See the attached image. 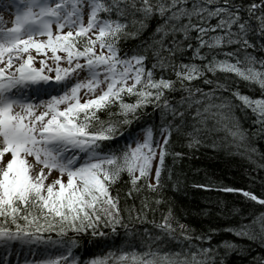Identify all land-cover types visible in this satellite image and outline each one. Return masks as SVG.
Instances as JSON below:
<instances>
[{
    "label": "snow or ice",
    "instance_id": "obj_1",
    "mask_svg": "<svg viewBox=\"0 0 264 264\" xmlns=\"http://www.w3.org/2000/svg\"><path fill=\"white\" fill-rule=\"evenodd\" d=\"M213 4L214 8L206 6ZM0 7L15 9L11 27L0 16V249L4 250L0 264H10L16 244L35 257L25 258L23 264H106L105 259L81 260L73 251L79 242L68 236L69 231L104 237L99 231L103 223L104 227L111 225L115 233L122 217L118 198L109 191L111 185L126 173L135 190H140L143 181V187L158 191L163 186L166 157L182 155L169 152L173 132L186 136L190 148L200 144L201 132H223L238 149L249 154L256 151L249 147L246 134L234 120L229 99L217 96L216 90L205 93L189 85L206 73L219 72L256 85L264 94V59L247 51L254 47L250 34L264 37V0L249 5L248 19L232 0H223V5L217 0H201L190 6L189 0H0ZM154 17L160 18L156 31L162 37L183 34L188 41L190 33H198L193 58L206 63H174L171 57L180 44L173 41L174 47L165 49L162 39L153 49L156 63L151 69L145 67V48L121 55V40L137 35ZM212 18H218V23L211 25ZM130 24L136 31L128 30ZM216 32L220 34L212 35ZM229 46H235V51L216 59L217 50ZM187 47L192 48L191 43ZM33 51L45 57L50 52L48 58L53 64L44 59L41 67H34ZM157 67L161 73L170 70L176 79L163 74L157 77ZM203 82L213 83L209 79ZM177 84L186 95L179 104H171L168 94L177 91ZM216 88L229 90L222 84ZM27 91L49 99L32 101L26 98ZM82 92L88 97L84 102ZM126 96L135 101L126 102ZM231 96L251 109L264 127V98L254 99L238 90ZM112 105L120 109L124 126L132 123L129 117L136 118L138 110L148 105L160 109L166 121L159 132L163 139L154 140L153 129L146 127L142 134L130 135L123 147L105 143L123 135L116 122H104L97 115ZM41 106L44 110L38 114ZM186 111L194 123L188 124ZM6 156L10 158L5 160ZM53 171L59 177L49 182ZM167 174L171 178L170 170ZM219 190L241 192L264 206V198L252 192L228 187ZM170 217L169 212L158 227L173 239L178 228L187 241L186 250L164 256L150 248L141 253L127 251L119 262L227 264L230 254L245 251L232 241L213 247L211 235L193 237L184 225L173 227ZM226 231L238 238L258 240L264 246V212ZM194 240L207 241L208 246ZM252 264H264V256H254Z\"/></svg>",
    "mask_w": 264,
    "mask_h": 264
},
{
    "label": "trees",
    "instance_id": "obj_2",
    "mask_svg": "<svg viewBox=\"0 0 264 264\" xmlns=\"http://www.w3.org/2000/svg\"><path fill=\"white\" fill-rule=\"evenodd\" d=\"M193 2L201 3V0H189V6ZM260 2L261 0H232V5L238 7L240 14L248 19L249 5ZM217 3L223 5V0H217ZM206 6L214 8L216 5ZM112 18L116 19V16L113 15ZM130 21L131 17L128 18L129 23ZM251 22L253 25L256 24L254 18ZM160 23V18L154 17L147 21L146 26L137 35L121 40L119 44L121 55H131L145 48L148 55L145 67L151 69L152 64L156 63L152 55L153 49L158 47V42L162 39L165 49L174 47L173 41L180 44L175 56L171 57L174 63H206L193 58L192 49L198 44L195 39L198 33H190L188 41L184 40L183 34L162 37V34L156 31ZM209 23L215 25L218 23V18H212ZM128 30L136 31L131 24ZM217 34L220 33H212V35ZM188 43H191L192 48L187 47ZM250 43L254 47L247 49L248 53L258 59H264V37L259 33L250 34ZM228 51H235V46L217 50L216 59H224L223 53ZM202 52L211 56L207 49H202ZM50 56L49 52L48 57ZM48 57L45 58L48 61L51 60ZM160 71L159 67L154 70L155 74ZM163 74L166 78L176 79L170 70H165ZM204 79L212 80L213 83L205 84ZM217 84L227 85L229 90L217 89ZM189 86L193 89L199 88L205 93L216 90L217 96L229 99L233 105L234 120L246 134L249 147L255 148L256 151L249 154L238 149L223 132H201L200 144L190 148L186 136L173 132L169 141V152H178L182 155L175 159L171 154L166 157V170L161 175L163 186L158 191L153 192L143 187V181L140 182V190H135L126 173H122L120 180L111 185L109 191L113 198H118L122 217V223L116 226L115 233L111 225L104 227L103 223L99 231L105 233L104 237H93L90 234L75 235L69 231L68 236L79 242V247L73 251L81 260L105 259L106 264H122L119 262V257L127 251L141 253L150 248L151 251L164 256L186 250L187 241L182 239L178 228L173 234V239L163 235L158 227L164 223V217H168L169 212L173 227L184 225L185 230H191L193 237L211 235L213 247L223 241H232L245 250L242 254H230L226 258L227 264H252L254 256H264V246L258 240L253 242L238 238L226 231L227 228L248 223L252 216L264 212V206L247 199L241 192L219 190L225 187L240 189L264 198V127L257 122L256 114L251 109L241 106L240 101L231 96V92L238 90L241 94L254 99L264 98V94L256 85L240 81L234 75L219 72L215 75L206 73L200 80L192 81ZM184 95L186 93H183L180 85L177 84V91L168 94V100L171 104H179ZM125 101L133 103L135 98L126 96ZM97 115L104 122H116L120 131L123 132V135L117 134L113 141L105 142L114 148L123 147L127 144L126 139L130 135H136V132L146 127L153 129L154 140L157 141L161 138L159 135L161 125L166 122L162 120L160 109L152 105L138 110L136 118L129 117L132 123L128 126L122 124L124 117L120 115V109L116 105ZM185 116L188 124L194 123L189 112L186 111ZM169 170L171 178H168ZM200 185L208 186L212 190H207ZM145 204L147 207L144 206ZM158 237L160 239H157ZM194 243L208 246L207 241L194 240Z\"/></svg>",
    "mask_w": 264,
    "mask_h": 264
},
{
    "label": "rangeland",
    "instance_id": "obj_3",
    "mask_svg": "<svg viewBox=\"0 0 264 264\" xmlns=\"http://www.w3.org/2000/svg\"><path fill=\"white\" fill-rule=\"evenodd\" d=\"M0 16L3 17L4 21L6 22L7 26L11 27L13 22H14V18H15V9L14 8H9L7 10H5L3 7H0ZM87 20V17L86 19ZM32 55L34 56L35 58V63H34V67H41V64H40V61L43 60L42 59V55H37L35 53V51L32 52ZM50 63H48L49 65H52L53 64V61H49ZM67 65L65 64L64 67H66ZM14 71V69H13ZM54 76V75H53ZM30 91H27L25 92V96L26 98L32 100V101H40V100H43L45 102L48 101L49 97L47 96H42L40 98H38V96H32L30 97ZM85 98H88L87 96L84 95V93L82 92L81 93V101H83V99ZM63 107V106H61ZM44 108L41 106V107H38L37 108V113L39 114L40 112H43ZM10 157L6 156L5 157V160L9 159ZM30 162H33L32 161V158H29ZM39 166L37 165V168ZM47 172V170H45ZM59 177V173L56 172V171H53L51 176L49 177V182L53 179H56ZM64 180L66 181L67 180V176L64 177ZM154 183V182H153ZM14 248V251H13V254L11 257H9V262L10 264H23L24 262V259L25 258H28V259H34L35 257L29 255V252L27 250L26 247H21L20 245L16 244L13 246ZM17 253H19V255H17ZM4 257V250L3 249H0V260H2Z\"/></svg>",
    "mask_w": 264,
    "mask_h": 264
},
{
    "label": "bare ground",
    "instance_id": "obj_4",
    "mask_svg": "<svg viewBox=\"0 0 264 264\" xmlns=\"http://www.w3.org/2000/svg\"><path fill=\"white\" fill-rule=\"evenodd\" d=\"M199 3V2H198ZM205 39H207V37H204ZM196 40H197V43H199V40L197 39V38H195ZM153 65V64H152ZM158 68V67H157ZM161 74H163V73H161V71L160 72H158L157 74H155L157 77H159V75H161ZM164 75V74H163ZM31 97V96H30Z\"/></svg>",
    "mask_w": 264,
    "mask_h": 264
}]
</instances>
